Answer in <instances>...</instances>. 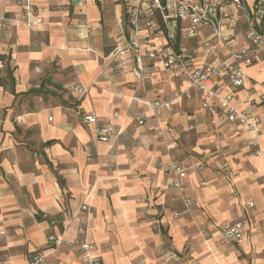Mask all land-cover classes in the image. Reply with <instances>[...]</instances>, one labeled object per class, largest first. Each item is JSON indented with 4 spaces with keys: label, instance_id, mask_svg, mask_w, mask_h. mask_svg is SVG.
Wrapping results in <instances>:
<instances>
[{
    "label": "crops",
    "instance_id": "0c3cea01",
    "mask_svg": "<svg viewBox=\"0 0 264 264\" xmlns=\"http://www.w3.org/2000/svg\"><path fill=\"white\" fill-rule=\"evenodd\" d=\"M32 2L42 17L34 28L18 0H0V57L17 54L14 67H0V264H30L34 252L44 253L41 264H83L73 247L48 241L65 222L66 241L84 236L83 202L102 264H264V154L255 153V133L183 76L150 71L143 82L110 65L107 36L115 15L126 25L127 0ZM243 42L240 29L229 44ZM245 72L244 87L211 89L258 115L264 152V61ZM76 80L90 89L82 99L70 89ZM136 98L170 100L171 109L152 114ZM143 112L136 125L132 116ZM85 114L118 136L100 141ZM173 156L190 166L183 191L163 169ZM236 221L242 239L222 241L220 226Z\"/></svg>",
    "mask_w": 264,
    "mask_h": 264
},
{
    "label": "built area",
    "instance_id": "2783aa9c",
    "mask_svg": "<svg viewBox=\"0 0 264 264\" xmlns=\"http://www.w3.org/2000/svg\"><path fill=\"white\" fill-rule=\"evenodd\" d=\"M24 8L23 17L31 27L39 25L42 17L38 15L32 0H18ZM6 17H0V29L4 27ZM243 29V43L233 47L229 41L236 38ZM206 32H205V31ZM113 43L107 58L110 65L118 70L132 72L137 79L145 81L150 71H164L180 75L189 81L191 88H200L219 99V105L225 109L229 121L246 125L255 133L251 143L255 153L263 155L257 134L260 118L248 110L239 109L233 103L232 93L224 96L211 89L220 82L221 87L229 85L240 89L245 86V67L264 61V0H256L250 5L246 0H127V22L117 33L112 35ZM197 43V44H196ZM222 45H230L226 54ZM17 54L9 52L0 57V67L6 64L15 66ZM70 89L79 99L89 93V87L81 81H74ZM183 93H178L182 96ZM191 97V93H186ZM264 98V95L262 96ZM149 107L152 114L162 109H171V101L166 99H138ZM203 107L215 112V104L203 101ZM113 116H118L116 112ZM147 112L132 116L136 125H143ZM83 119L95 128L97 138L109 142L114 133L112 126L101 123L96 114H85ZM213 122L215 120L213 119ZM174 149V144H169ZM203 168V164L198 166ZM167 175H172V185L184 190V179L190 166L179 161L175 156L163 168ZM186 206H191L189 198H183ZM253 205V203H249ZM90 203L83 202L78 212H84V236L68 242L63 235L69 222H65L61 235L49 234L48 241L53 247L68 244L80 255L83 264H102L94 243L88 237V224L91 214ZM180 214V213H178ZM56 223L55 219L51 220ZM243 221L228 222L220 226V239L226 242H238L243 237ZM45 255L34 252L30 255V264H41Z\"/></svg>",
    "mask_w": 264,
    "mask_h": 264
},
{
    "label": "rangeland",
    "instance_id": "374dc122",
    "mask_svg": "<svg viewBox=\"0 0 264 264\" xmlns=\"http://www.w3.org/2000/svg\"><path fill=\"white\" fill-rule=\"evenodd\" d=\"M119 2L126 3V0H118ZM114 22L112 23V26L110 27V31H112L111 33H117L119 30H121L122 27H125L126 25L124 24L125 20H124V16H121L120 19H118V17L115 15V17L113 18ZM112 40V41H111ZM112 43H113V38L110 39L109 36H107V47H109V49L112 47ZM176 93V92H175ZM156 230L160 231V226L158 224H156L155 227ZM166 247L167 244L165 242V240L162 243V249L165 251L166 253Z\"/></svg>",
    "mask_w": 264,
    "mask_h": 264
}]
</instances>
